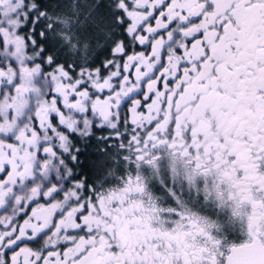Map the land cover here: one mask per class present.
Returning a JSON list of instances; mask_svg holds the SVG:
<instances>
[{"label":"snow or ice","instance_id":"6c2138e0","mask_svg":"<svg viewBox=\"0 0 264 264\" xmlns=\"http://www.w3.org/2000/svg\"><path fill=\"white\" fill-rule=\"evenodd\" d=\"M0 264H264V0H0Z\"/></svg>","mask_w":264,"mask_h":264}]
</instances>
